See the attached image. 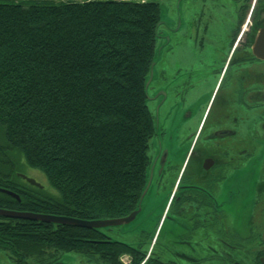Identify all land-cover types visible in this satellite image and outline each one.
I'll use <instances>...</instances> for the list:
<instances>
[{
  "label": "trees",
  "instance_id": "trees-1",
  "mask_svg": "<svg viewBox=\"0 0 264 264\" xmlns=\"http://www.w3.org/2000/svg\"><path fill=\"white\" fill-rule=\"evenodd\" d=\"M160 19L159 0L0 2V207L86 219L135 208L150 162L145 81ZM22 164L57 193L23 188L12 178ZM99 230L0 216V248L101 251L91 240ZM113 247L116 263L127 249Z\"/></svg>",
  "mask_w": 264,
  "mask_h": 264
},
{
  "label": "flooded vegetation",
  "instance_id": "flooded-vegetation-1",
  "mask_svg": "<svg viewBox=\"0 0 264 264\" xmlns=\"http://www.w3.org/2000/svg\"><path fill=\"white\" fill-rule=\"evenodd\" d=\"M186 1L145 91L153 134L142 212L125 230L100 227L91 240L109 249L87 260L34 264H264V59L253 50L264 0ZM24 174L21 186H36ZM113 245L128 262L111 259Z\"/></svg>",
  "mask_w": 264,
  "mask_h": 264
},
{
  "label": "water",
  "instance_id": "water-1",
  "mask_svg": "<svg viewBox=\"0 0 264 264\" xmlns=\"http://www.w3.org/2000/svg\"><path fill=\"white\" fill-rule=\"evenodd\" d=\"M161 24V19L157 26V37H160L161 34L158 31L159 25ZM164 37H167L166 35ZM167 38L165 40V43H167ZM162 46L158 47V50H160ZM155 53V56L153 58V61L150 66V74L147 76L145 81V91L147 89V86L152 79L153 72H154V66L155 62L157 60V52ZM255 52V55L258 58L264 59V28L260 31L256 44L255 49H253ZM28 182L42 188L43 184L38 182L35 178L28 176L26 174L23 175ZM150 184V180L148 179V183L145 185L139 206L132 210L129 214L123 215V216H116V217H100V218H93V219H86L76 216H69V215H59V214H53V213H47V212H38V211H32V210H19V209H12L7 207H0V216L7 217V218H18V219H27L32 221H42V222H49L54 224H63V225H73V226H80V227H88L92 229H99L100 227H107V226H119L122 230H125V227L130 226L132 223H134L137 220L138 215L142 212V199L145 195V193L148 190ZM2 191H5L9 193L10 195L20 199V196L18 193L14 192L13 190L2 188Z\"/></svg>",
  "mask_w": 264,
  "mask_h": 264
},
{
  "label": "rangeland",
  "instance_id": "rangeland-1",
  "mask_svg": "<svg viewBox=\"0 0 264 264\" xmlns=\"http://www.w3.org/2000/svg\"><path fill=\"white\" fill-rule=\"evenodd\" d=\"M159 1L161 4V24L159 25L158 31L160 32L161 36L157 38V49L159 46H162L161 49H168V48H166L167 43H165V38H168L170 35L169 27L171 26V23H172V17H173V15L174 16L175 15H181V17L184 19L185 14H187V13H185L187 11V6H186V10H185V5L188 2L186 0H159ZM0 2L28 3V0H0ZM165 35L167 37H164ZM183 49H184V46H183ZM23 169H25V171L28 173L29 176L35 178L36 180H38V182L42 183L43 184L42 189H45L46 192L57 193V190L51 185V183H50V181H49V179H48V177L44 171H42L41 169L32 167V166L26 167L24 165H23ZM12 178L19 180V177H16V176H12ZM112 217H116V216H112ZM97 218H100V217H97ZM245 222H247V219L245 220ZM113 227H119V226H113ZM115 236L120 237L119 234L118 235L115 234ZM92 243H98V241L93 240ZM52 249L49 248L47 250L48 253L41 255V257L52 256L50 254V250H52ZM103 249H109V248L104 247ZM91 252H92V250L83 252L81 250L65 251L63 249H59V251L55 255H57V254H69V255L75 256L74 258H76V259L84 257V260H87L85 255H87L88 253H91ZM125 252H127V250L122 252L120 255H122L121 257L125 262H128L131 257L129 254H127ZM101 253H103V252H101ZM41 257L32 256L30 262L32 264L38 263V261L41 259ZM0 264H14V260L11 256V254L5 250H2L1 248H0Z\"/></svg>",
  "mask_w": 264,
  "mask_h": 264
}]
</instances>
